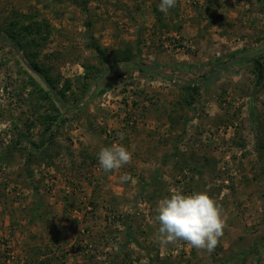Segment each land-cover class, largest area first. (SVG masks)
<instances>
[{
	"label": "rangeland",
	"instance_id": "rangeland-1",
	"mask_svg": "<svg viewBox=\"0 0 264 264\" xmlns=\"http://www.w3.org/2000/svg\"><path fill=\"white\" fill-rule=\"evenodd\" d=\"M160 2L0 0V264H264V0ZM170 188L213 252L158 242Z\"/></svg>",
	"mask_w": 264,
	"mask_h": 264
},
{
	"label": "clouds",
	"instance_id": "clouds-1",
	"mask_svg": "<svg viewBox=\"0 0 264 264\" xmlns=\"http://www.w3.org/2000/svg\"><path fill=\"white\" fill-rule=\"evenodd\" d=\"M177 0H161L159 10L165 15L176 6ZM124 139V133H118ZM99 166L105 172L122 168L132 162V152L122 143L101 147L97 153ZM131 177L125 175L122 182ZM171 195L158 201L155 209V221L159 228L156 233L158 242L167 246L178 240L187 242L197 250L211 253L224 235L226 221L222 215V206L207 191L183 194L175 188L169 189Z\"/></svg>",
	"mask_w": 264,
	"mask_h": 264
}]
</instances>
